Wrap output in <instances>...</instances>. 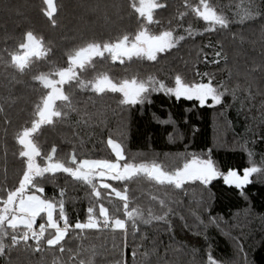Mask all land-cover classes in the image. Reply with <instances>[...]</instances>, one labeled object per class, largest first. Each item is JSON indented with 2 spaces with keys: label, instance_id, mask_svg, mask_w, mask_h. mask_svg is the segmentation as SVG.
Masks as SVG:
<instances>
[{
  "label": "trees",
  "instance_id": "trees-1",
  "mask_svg": "<svg viewBox=\"0 0 264 264\" xmlns=\"http://www.w3.org/2000/svg\"><path fill=\"white\" fill-rule=\"evenodd\" d=\"M156 5L145 20L135 0H0V200L17 192L29 159L51 165L26 193L52 204L54 220L68 227L53 242L56 232L42 214L32 231L3 225L0 264H210L209 256L216 264H264V0ZM203 5L217 20L200 15ZM141 32L170 33L175 45L151 59H111L106 49ZM27 36L44 53L22 61L17 56ZM92 45L103 47V55L77 60L64 98L50 104V121L39 119L48 89L38 78L54 76ZM176 76L210 81L226 92L222 104L200 107L150 92L143 104L130 106L119 92L98 88L101 78L118 86L150 87L153 80L174 87ZM110 139L122 146L123 159ZM27 147L35 152L30 158ZM193 155L210 158L221 175L209 185L176 189L138 172L153 162L171 172ZM83 161L137 171L114 180L98 173L87 183L72 178ZM249 167L260 171L243 194L224 183L229 170L242 176ZM90 221L94 227L85 228Z\"/></svg>",
  "mask_w": 264,
  "mask_h": 264
},
{
  "label": "rangeland",
  "instance_id": "rangeland-1",
  "mask_svg": "<svg viewBox=\"0 0 264 264\" xmlns=\"http://www.w3.org/2000/svg\"><path fill=\"white\" fill-rule=\"evenodd\" d=\"M137 2V12L140 16H142L145 20H150L151 13L154 9L157 8V1L158 0H135ZM200 15L204 17L208 21H214L217 20L215 14L212 10H210L205 5L201 6L200 9ZM117 45H122L127 50H131V53L126 56H114L112 53H110V57L112 60L115 61H122L125 58H129L131 56L140 55L143 57H148L147 52L149 51L150 45L155 48L154 56L158 52L165 51L175 45V39L170 33H163L158 36H149L144 32L139 33L134 40L127 41L123 40L119 42ZM135 46V47H134ZM114 47V46H113ZM111 47V50L113 49ZM104 48L100 46H87L83 49L77 51L73 57L76 58V60H79L80 62L83 61H89L90 59L103 55ZM44 52H42L41 47L39 43L31 36H27L24 45L21 47V53L17 56L22 61L25 59H30L32 55H42ZM153 56V57H154ZM78 71L76 70L75 64L71 63L68 67L65 69H61L59 71H56L54 76H48V77H40L38 78V81L48 89V94L45 103L47 102L49 105L58 100H61L64 98V91H63V85L64 82L70 81L75 78ZM98 82V81H97ZM133 82V81H132ZM131 83V82H130ZM137 83V82H136ZM140 84V83H137ZM124 85H115L112 82H110L107 78H101L99 79V90H108V91H115L122 94V96L125 98L124 93L120 91ZM208 103H211L209 101ZM37 123H34L32 125L31 131L24 132L21 143H26V141L29 139L30 132H33L37 128ZM115 144V143H114ZM25 145V144H24ZM112 152L113 148L111 147ZM115 155V154H114ZM116 157V155H115ZM117 158V157H116ZM117 160H121L118 159ZM97 161H83L81 162L76 169H80L83 171H87L91 173L90 179L87 181V183H90L92 178H94L98 173L100 174V177H103L104 179H116L117 176H123L124 169L126 166H119L118 162H115L113 164H117L119 166V171L113 172L110 169L102 168V167H87L86 165L96 163ZM111 164V163H110ZM51 165L40 167L34 159H29V161L26 164V171L23 175V178L21 180L19 189L17 192L23 188L25 189L19 198L24 197V194L26 193V190L30 185L32 184L33 180L39 176H42L43 174L50 171ZM52 169L56 171H63V172H71V170L65 169L61 165H52ZM75 170L72 171V174ZM134 173V172H130ZM127 173V174H130ZM226 176V175H225ZM224 179V176H223ZM18 197H14V200H12L11 203H5V206L0 208V228L4 225V223L9 222V219L18 214V208L15 206V202L17 201ZM8 201V200H7ZM50 205V206H49ZM4 209H7L5 211ZM39 211H42L44 214V218L46 221V226L48 228H52L55 230L56 235L54 241H58L63 236V229L61 228L60 224L57 223L54 220V214H53V206L50 203H44V206L40 208ZM100 214L106 218L105 210L100 208ZM27 216V218H26ZM22 217H25L31 226L35 222V218L33 217V213H23ZM121 223L116 222L115 227H121ZM85 228H93L94 224L92 221L87 222L84 225ZM45 228V225L42 224L39 227V230H42Z\"/></svg>",
  "mask_w": 264,
  "mask_h": 264
},
{
  "label": "snow or ice",
  "instance_id": "snow-or-ice-1",
  "mask_svg": "<svg viewBox=\"0 0 264 264\" xmlns=\"http://www.w3.org/2000/svg\"><path fill=\"white\" fill-rule=\"evenodd\" d=\"M155 50L156 49L150 45L149 51L147 52V55L150 59L153 58ZM174 83V87H169L162 81L157 82L153 80L149 81V84L151 85L150 87L142 83H126L124 87L120 89V91H122L125 96L123 103L130 106L143 104L147 99V94L150 92H163L166 95L174 96L178 101L180 99H186L188 101L198 102L200 107H214L222 104L223 97L226 94L225 91H221L217 87H214L210 81L207 83H188L185 82L180 76H176ZM209 101H211V104L208 103ZM108 143L113 148L116 157L118 159H123L122 146L120 144H114L111 139L108 141ZM86 166L102 167L110 169L113 172L119 171V166L117 164L105 162H96ZM135 171H137V169L133 166H129L124 169L125 173ZM139 171L144 172L162 184L174 185L176 189H181L183 185L196 181H199L203 185H209L214 179L221 175L215 168L210 158L201 159L195 155H193L190 160L184 162L182 167L176 168L171 172L165 171L161 165L155 162L151 163L150 165H141ZM259 171L260 169L257 167H249L243 170V175L241 176L238 171L229 170L227 175L224 176V183L229 186H234L236 189H240L241 194H243L242 189L251 183L250 177L252 174ZM24 190L25 189L21 188L14 194L9 193L8 201L0 200V205H2L0 208H2L5 203H11L14 197H19ZM36 191L43 193V188H38ZM43 206L44 200L42 198L38 199L36 196H31L25 202L26 209L32 212L33 215H35V213ZM4 210L7 211V209ZM49 243H52V241H49ZM209 261L210 264H216L211 256H209Z\"/></svg>",
  "mask_w": 264,
  "mask_h": 264
},
{
  "label": "water",
  "instance_id": "water-1",
  "mask_svg": "<svg viewBox=\"0 0 264 264\" xmlns=\"http://www.w3.org/2000/svg\"><path fill=\"white\" fill-rule=\"evenodd\" d=\"M107 53H112L114 56H126L129 55L131 53V50H127L125 47H123L122 45H114L113 49H106ZM23 62H21L20 64H22ZM73 64L75 65H80L81 63L78 62L77 60H73ZM39 119L44 120V121H50V105L46 104L44 106V108L42 109V111L39 113ZM33 155H35V152H33L31 150V147H27L26 148V156L27 157H32ZM140 167H138V172L139 174H145L142 171H139ZM124 175H127V173L123 172ZM147 175V174H146ZM91 173L87 172V171H83L80 169H75L74 173L72 174V178L75 180H80V181H88L90 179ZM150 177V176H148ZM152 178V177H150ZM224 180V179H223Z\"/></svg>",
  "mask_w": 264,
  "mask_h": 264
},
{
  "label": "crops",
  "instance_id": "crops-1",
  "mask_svg": "<svg viewBox=\"0 0 264 264\" xmlns=\"http://www.w3.org/2000/svg\"><path fill=\"white\" fill-rule=\"evenodd\" d=\"M31 196H36L38 199H40L37 195H35V194H29V193H25L24 194V197H21V198L18 197L17 198V201L15 202V206L18 208V214H19V216H17V215L12 216L9 219V222L4 223V226H6L8 228H13V229L14 228H22V229H25L26 231H32V228H33V225H34L35 222L31 226V224H29L28 221H27V219H26L27 216H26V218L25 217H22L23 213H31L25 207V202ZM41 214L43 215L44 213L42 211H37L35 213V215H33V217L36 220Z\"/></svg>",
  "mask_w": 264,
  "mask_h": 264
},
{
  "label": "built area",
  "instance_id": "built-area-1",
  "mask_svg": "<svg viewBox=\"0 0 264 264\" xmlns=\"http://www.w3.org/2000/svg\"><path fill=\"white\" fill-rule=\"evenodd\" d=\"M60 226H61V228L63 229V231H65V230L68 229V227L66 226V224L64 223V221H61V222H60Z\"/></svg>",
  "mask_w": 264,
  "mask_h": 264
}]
</instances>
